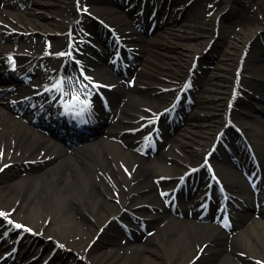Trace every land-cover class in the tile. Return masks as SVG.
Returning <instances> with one entry per match:
<instances>
[{
  "label": "bare ground",
  "instance_id": "1",
  "mask_svg": "<svg viewBox=\"0 0 264 264\" xmlns=\"http://www.w3.org/2000/svg\"><path fill=\"white\" fill-rule=\"evenodd\" d=\"M101 1L88 0L84 7L97 13L95 5ZM106 1L112 6L103 13V20L113 24L118 33L127 38L129 27L137 18L135 11L125 12L124 2ZM187 1L182 0L179 6L182 8ZM0 3V75L7 68L15 72L28 69L32 62L38 60L34 70L36 76L33 77L37 80L33 85L23 87L4 83L5 89L11 91V98L0 94V169L8 164L0 172V209L8 217L19 221L21 226L35 230V233L57 239L69 247L84 244L87 251L92 249L90 244L99 230L116 217L124 218L127 210L143 216L146 222L153 225L152 236L146 241L126 240L123 244L119 242L125 239L123 232L113 222L110 231H114L115 235L109 243L112 244L111 251L115 250V253L104 252L103 248L99 249L98 243L87 253L88 261L77 264H264V169L250 174L246 181L235 179L230 177L235 171L226 176L218 167L219 161L225 160L227 153L210 154V146L218 140V134L224 132L225 135L228 127L234 123L231 116L248 120L235 124L247 132L250 144L256 149L261 151L264 148L260 132L264 128V120L249 124L252 123L249 120L258 114L257 105L264 101V60L261 65H255L261 57L264 59V54L258 57L255 54L247 59L244 72L240 68L243 50L257 31L239 36L238 41L229 43V30H221L220 39L228 45V50L220 51L217 58L219 63L214 71L197 81V61L216 33L214 28L207 30L203 26L207 15L201 16L198 12L212 9V2L194 0L190 6L192 24L188 26L179 24L177 15L158 11L155 18L163 19L167 15L166 20L171 28L169 35L160 39L162 43L143 44L144 40L139 39L138 52L146 61V71L140 74L139 85L129 87L112 74L111 67L99 66V80L112 87L111 93L124 98V120L108 124L105 134L100 137L68 146L51 133L36 128L29 109L30 115L27 112L19 114L14 106H18L21 99L35 101L46 92L48 84L55 81L65 83V90L70 92L66 98L75 96L82 100L85 93L96 89L97 86L86 85L84 81L88 67H95L97 60L84 50V56L80 55V47L85 42H79L72 28L66 37L42 39L50 33L68 31L70 25L82 19L80 23L87 32L86 42L93 44L98 42L96 28L91 25V19L84 20L81 12H75L74 0H0ZM133 3H129V6ZM196 7H199L197 13ZM238 13L237 9L232 8L228 16ZM51 16L52 20L48 18ZM239 18L242 24H246L244 11ZM137 23H141L140 19ZM236 26L239 24H233L230 30L233 31ZM197 32L202 34L199 36ZM22 33L27 35L24 36L26 41ZM40 41H45L47 48ZM13 42L19 46L16 47ZM69 42L73 43V56L80 58L82 63L81 73H77L73 79L63 80L61 65L67 58L59 54L62 53L61 47ZM223 42L220 40V43ZM43 52L51 53L44 56L46 66L39 60ZM11 58L15 59L12 66L8 64ZM194 65L197 66L195 71L189 70ZM239 73L242 78L238 79L233 95L239 91L245 93L250 102L244 104H236L227 94L232 92L231 86ZM20 76L23 77V72ZM187 79L202 87L197 93L199 111L189 113V120L193 124L177 129L167 139V146L158 153L157 158L144 159L137 155L138 147L147 145L150 134L136 141H130V135L118 141L114 139L119 138V131L138 125L146 126L152 118L157 120L163 110L176 100ZM99 90L103 91L102 88ZM218 108L222 109L225 118L222 119L217 113ZM165 114L161 116V124ZM230 146L235 151L234 145ZM261 155L264 157V150ZM206 160L213 166L216 177L208 174L205 166L202 168L203 188L189 201L191 208L198 211V220H189L181 213H173L168 208L179 193L180 186L190 177L186 176L187 172L205 164ZM35 165L39 166L32 167ZM21 167L25 168L24 171ZM218 182L223 186L219 187ZM257 185H260L259 189ZM214 191L224 192L229 200L242 202L225 209L223 217L214 214L208 218L201 212ZM238 208L247 211V216L237 217L241 213L236 211ZM234 216L237 217L238 226L223 228L219 225ZM70 227H80L82 233L77 235L81 236L80 239L76 236L61 237ZM10 245L11 249L17 246L15 242ZM42 245L43 242H39L36 249ZM124 249L133 251L131 254L121 253ZM36 255L34 252L29 258ZM59 263L58 260L56 264Z\"/></svg>",
  "mask_w": 264,
  "mask_h": 264
},
{
  "label": "rangeland",
  "instance_id": "2",
  "mask_svg": "<svg viewBox=\"0 0 264 264\" xmlns=\"http://www.w3.org/2000/svg\"><path fill=\"white\" fill-rule=\"evenodd\" d=\"M212 1L213 3L212 4H216V7H215V13H223L225 11L226 8H228L229 6H235L236 8H241V7H244V11H248V17L250 18V23H248L247 25L245 26H242L240 27V30L235 33H232V34H228V37L229 38H232L233 36L235 37H238V33L240 36H243L247 33H249V31L251 30H262L264 28V0H210ZM243 9V8H242ZM48 18H52V17H48ZM236 19H234V21L238 22L240 21L239 19L237 20L238 17H235ZM252 19V20H251ZM225 22L224 23V26L225 28L227 27H230L232 24H230L229 22L227 21H223ZM209 23V26H213V23L214 21L213 20H209L208 21ZM256 43H258V41H256ZM240 45L242 46V44L240 43ZM253 50L254 52H257L258 54H260V51H261V48L260 47H257L254 45L253 47ZM252 55V54H251ZM185 70V69H184ZM228 96H229V93L227 92ZM260 110H262V112H264V105L262 106H258ZM197 110V108L195 107V111ZM263 116H264V113H263ZM22 171H24V167H21ZM118 225V224H117ZM119 227H121V225L119 224L118 225ZM139 229L143 230H138V231H134V232H129L128 234L126 232H123L124 233V237L126 240H129L130 242H141L143 241L146 233H145V230L141 228V226L138 227ZM82 233V230L80 229V227H70V228H67L65 230V232H63V236L61 237H66V236H70V237H73V236H76L79 234ZM115 235V232L114 231H110V232H106L101 241L99 242V246L100 248L99 249H102L104 252H110L111 251V247L112 244L109 243L110 239H113L111 236H114ZM44 239H46L45 236H42ZM81 236H78L77 238L80 239ZM48 242L47 243H43V245H46L50 242H53L55 243L59 248H60V251L62 253V256L63 258L67 259V260H70L72 261L73 263H76L77 262H80L81 260L85 261L87 258H86V255H87V251L84 247V244H79L76 248H72V247H69L68 245H64L61 246V244L54 238H48L46 239ZM120 240V238H119ZM125 240V241H126ZM122 239L119 241L121 243ZM33 242H35L33 240ZM43 242L42 240H40V243ZM96 248V246L94 247ZM128 250V249H126ZM123 252L121 253H125V249L122 250ZM131 252V251H130ZM111 253H115V250L114 251H111ZM129 254V253H128Z\"/></svg>",
  "mask_w": 264,
  "mask_h": 264
},
{
  "label": "snow or ice",
  "instance_id": "3",
  "mask_svg": "<svg viewBox=\"0 0 264 264\" xmlns=\"http://www.w3.org/2000/svg\"><path fill=\"white\" fill-rule=\"evenodd\" d=\"M0 215H3V213H0ZM17 228L22 227L21 225H16Z\"/></svg>",
  "mask_w": 264,
  "mask_h": 264
}]
</instances>
